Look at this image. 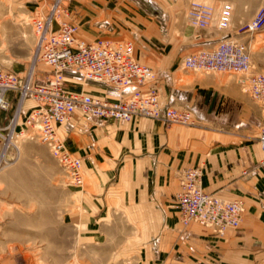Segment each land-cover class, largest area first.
<instances>
[{
  "label": "rangeland",
  "instance_id": "1",
  "mask_svg": "<svg viewBox=\"0 0 264 264\" xmlns=\"http://www.w3.org/2000/svg\"><path fill=\"white\" fill-rule=\"evenodd\" d=\"M152 1L170 15L172 26L169 25L168 37L163 39L155 31L158 35L155 49L140 50L135 45V36L137 41L140 39L147 44L152 42L146 41L150 38L133 28L122 27L118 31L120 39L112 42L134 41L132 58L154 73L160 101L163 100L161 94L173 89L171 106L190 110L195 120L193 125H176L133 117L126 123L140 118L159 123L168 135L171 148L189 151L195 158L204 159L208 153L219 152L239 160L258 151L255 136L261 115L257 104L241 91L239 76L183 70L182 57L175 55L180 47L191 42L194 34L202 33L186 26L184 17L190 3H207L215 9L222 3L229 4L232 8L230 27L218 32L238 34L253 13L264 8V0ZM49 2L0 0L1 70L18 76L26 72L34 43L30 20L36 14H44ZM103 2L98 7L109 11L116 21H127L136 11L133 0ZM69 13L74 21V14ZM233 40L247 46L255 72L264 73V31L250 36L238 34ZM45 73V67L37 63L34 77ZM112 125L117 129L122 124ZM29 136L25 133L18 137L15 146L4 155L0 151V264H155L152 257L144 254V245L150 240L147 235L162 229L163 222L153 213V206L110 204L118 202L111 199H98L90 204L81 194L85 181L80 188L70 185L47 147ZM253 170L257 172L252 187L258 194L253 192L247 198L252 201V214L264 216V165L251 163L246 174ZM182 171L176 172L178 182ZM175 194L170 196L172 203L168 208L171 211H175ZM236 198L243 200V196ZM175 217L177 220L176 214ZM228 249L219 251L221 254L210 253L205 264L233 263L229 253L232 248ZM217 257L220 262L214 259ZM253 259V253L241 255L242 261Z\"/></svg>",
  "mask_w": 264,
  "mask_h": 264
},
{
  "label": "built area",
  "instance_id": "2",
  "mask_svg": "<svg viewBox=\"0 0 264 264\" xmlns=\"http://www.w3.org/2000/svg\"><path fill=\"white\" fill-rule=\"evenodd\" d=\"M64 2L50 0L44 14L31 17L34 43L26 72L18 76L0 69V112H7L11 107L8 94L15 103L7 125L0 128V151L4 155L25 133L30 138L35 137L47 147L68 183L80 188L83 184L80 159L67 150L55 131L56 125L67 124L75 113L98 124H123L133 117H143L165 124L193 125L195 118L190 110L161 106L154 86V73L132 58L130 41L75 39L77 26L60 19L62 16L72 20ZM231 11L227 3L217 9L207 3H190L184 18L187 25L198 30L227 31ZM239 30L238 34L245 36L262 33L264 8H258L249 23ZM37 63L49 69L38 82L34 81ZM181 67L188 71L239 76L241 91L257 104L261 115L255 140L260 153L258 164L264 165V73L255 72L247 46L225 36L212 47L200 48L182 57ZM66 72L76 74L82 83L128 92L124 98L115 101L94 98L84 92H68L64 86ZM26 100L32 105L21 112ZM201 177L200 167L188 168L181 173L174 202L182 228L195 224L216 235L236 230L244 212L242 201L223 200L204 193L200 187Z\"/></svg>",
  "mask_w": 264,
  "mask_h": 264
},
{
  "label": "crops",
  "instance_id": "3",
  "mask_svg": "<svg viewBox=\"0 0 264 264\" xmlns=\"http://www.w3.org/2000/svg\"><path fill=\"white\" fill-rule=\"evenodd\" d=\"M100 1L67 0L66 9L74 14V21L62 16L60 19L76 24L75 39L85 42L96 39L115 41L120 39L119 28L127 27L150 38L146 39L152 41L148 44L140 39L137 41L136 36L134 38L135 45L140 50H145L148 47L155 49L157 33L163 39L168 37L169 25L172 26L170 15L154 1L133 0L136 11L127 21H116L109 11L98 7L105 3ZM186 26L193 28L187 24ZM225 36L231 39L235 37L234 33L222 34L212 28L203 30L202 33L194 34L191 42L180 47L175 56L183 57L200 48L212 47ZM130 42L134 48V41ZM185 51L189 53L186 54ZM45 69L46 72L49 71L48 68ZM64 77V86L68 92H84L108 101L124 98L128 92L105 85L82 83L71 72H66ZM40 80L41 76L34 77V81ZM157 81L158 79L156 84ZM174 94L173 89L161 94V106L172 107ZM8 98L11 99V107L7 112H0V128L7 125L14 111L15 103L11 94H8ZM31 105L32 102L26 100L21 112H25ZM73 117L67 124L56 125L55 131L67 150L80 159L85 181V188L81 193L83 198L90 200V204L98 199H111L118 202H109L110 204L153 206V213L163 222L162 229L147 235L150 239L144 245L147 258L152 257L155 264H198V261L199 264H205L210 253L221 254L219 251H228L230 247L233 263L220 262L218 257L214 259L220 264H264V216L252 214V201L247 198L251 197L248 194L257 193L252 187L257 171L247 174L246 171L251 163L259 162V150L248 157L241 156L239 160L219 152L208 153L204 159L195 158L189 151L179 152L171 148L164 128L152 120L140 118L116 129L111 122L98 124L79 113H75ZM193 167H200L202 170L200 187L204 193L226 200L243 196L241 201L244 212L241 222L236 230H227L222 239L210 229L195 224L182 228L176 209L171 211L168 208L172 203L170 196L179 191L176 172ZM252 253L253 260H241V255Z\"/></svg>",
  "mask_w": 264,
  "mask_h": 264
}]
</instances>
